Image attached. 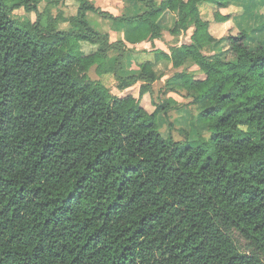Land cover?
Listing matches in <instances>:
<instances>
[{"label":"trees","instance_id":"16d2710c","mask_svg":"<svg viewBox=\"0 0 264 264\" xmlns=\"http://www.w3.org/2000/svg\"><path fill=\"white\" fill-rule=\"evenodd\" d=\"M42 1L0 0V264H264V39L211 32L202 5L220 28L230 0H134L141 12L123 15L76 0L68 16ZM20 7L35 19L14 18ZM89 12L122 23L123 38ZM167 14L173 36L192 29L170 53L154 47ZM145 41L153 50L128 46ZM126 53L134 74L121 73ZM162 59L200 69L174 75L207 119L195 145L160 132L175 103L153 98ZM110 77L138 95L115 94Z\"/></svg>","mask_w":264,"mask_h":264},{"label":"rangeland","instance_id":"374dc122","mask_svg":"<svg viewBox=\"0 0 264 264\" xmlns=\"http://www.w3.org/2000/svg\"><path fill=\"white\" fill-rule=\"evenodd\" d=\"M160 1L161 0H157V2ZM93 3L96 7L106 10L114 15L137 14L141 12V8L138 5L140 3L136 4L134 0H93ZM47 6L50 7L51 13L55 16L58 14L68 16L76 13L78 2L76 0H43L40 3V10H44ZM211 6L212 4H206L202 5V8L205 7L203 9L204 15L211 19V32L216 36H222L230 26V28L234 30V33H238L241 29H246L248 32L247 42L250 44H253L256 40L264 39V0H230L228 8L222 11L226 12V14H231V19L227 24L221 25L220 28V24L214 21V9ZM12 15L21 22L29 20L33 21L35 19V14L28 12L23 7L15 9L12 12ZM88 16L94 27H97L104 32H108L114 40L120 37L123 38L124 26L122 23L116 22L109 17H103L95 12H89ZM172 22V14H167L163 21L165 28L163 31V37L158 43H154L155 49H161L170 53V47L179 46L189 42L192 29L178 36H173L168 30L169 26L172 25ZM59 28L67 29L69 28V23L61 22ZM80 46L84 52H90L92 49V46L86 42H81ZM128 46L135 52L143 49H148L149 51L153 50V45L150 41L135 45L128 43ZM223 46L225 45L222 44L220 47L216 48L218 49ZM204 50L210 54L217 51L211 44L206 45ZM135 52L133 53L134 55H136ZM128 54L129 53H126L122 61L121 73L123 75L134 74L137 72L135 58H129ZM146 54L147 53L143 51L139 54V59L144 60ZM154 69L158 75V79L154 83V101L162 104H164L166 100L175 101V103H169L167 115L160 113L156 118L162 135L164 137L171 136L175 140H188L192 145H195L198 142L197 135L203 138H209L210 132L208 127L204 125L207 123V119L202 118V120H199L200 104L193 101V98L188 91L180 85L179 81L174 76L177 72L183 71L189 74H200L199 67L190 60L182 67L176 68L173 66L171 60L162 59L155 64ZM89 75L93 79L99 78L95 67L90 70ZM109 76L110 74H106L101 76L100 79L106 82V79ZM199 77H203V75H199ZM108 84L112 87L113 92L118 95H123L129 92L138 95L137 93L139 92L140 86V84H137L132 88L125 90L123 93H120L118 89L115 88V81L112 78L108 80ZM147 99H149L150 111H153L154 106L151 103L149 96H147ZM195 125H198V134L197 132H194L193 128ZM184 131L189 132V134H185ZM233 237L243 251L248 249L246 241L238 234V232H234Z\"/></svg>","mask_w":264,"mask_h":264},{"label":"crops","instance_id":"0c3cea01","mask_svg":"<svg viewBox=\"0 0 264 264\" xmlns=\"http://www.w3.org/2000/svg\"><path fill=\"white\" fill-rule=\"evenodd\" d=\"M93 1V0H92ZM143 9V8H142ZM160 39H155L154 40V43H158V41H159ZM145 42H147V41H145ZM143 43V42H142ZM173 99H175V98H173ZM176 100V99H175Z\"/></svg>","mask_w":264,"mask_h":264}]
</instances>
